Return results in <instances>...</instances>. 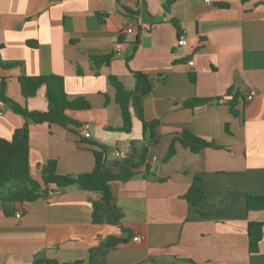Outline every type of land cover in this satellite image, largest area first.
I'll return each mask as SVG.
<instances>
[{"label":"crops","instance_id":"0c3cea01","mask_svg":"<svg viewBox=\"0 0 264 264\" xmlns=\"http://www.w3.org/2000/svg\"><path fill=\"white\" fill-rule=\"evenodd\" d=\"M181 31L186 42L178 46ZM106 55L107 63L91 60ZM136 71L153 82L141 102L144 118L158 121L154 144L132 109L131 130H120L109 76L132 90ZM44 74L61 76L67 97L89 104L67 114L80 127L88 124L90 135L33 123L0 101V138L28 123L34 179L48 160L61 175L90 172L99 147L110 165L121 159L117 152L127 157L146 146L147 163L129 180L109 183L120 224L93 223L97 191L49 185L47 196L3 202L12 184L4 185L0 264H88L90 247L110 236L125 241L107 251L105 264H264V208L246 209L247 194L264 195V0H0L6 95L29 111H45L44 86L24 98L17 80ZM235 91L233 115L227 102ZM190 98L210 100L185 107ZM183 129L222 147L191 152L175 142L164 161ZM196 177L205 198L192 205L184 196ZM249 222L263 223L255 253L248 249Z\"/></svg>","mask_w":264,"mask_h":264},{"label":"trees","instance_id":"16d2710c","mask_svg":"<svg viewBox=\"0 0 264 264\" xmlns=\"http://www.w3.org/2000/svg\"><path fill=\"white\" fill-rule=\"evenodd\" d=\"M137 43V41H136ZM111 59L110 55L102 57H91L96 65L107 63ZM135 86L132 90H127L113 75L109 76L111 85L115 88V100L119 105L122 127L121 131L131 130V111L141 121L143 132H149L150 143L158 141L156 134L157 120L147 121L143 116L142 98L153 88L152 78L145 73L133 72ZM21 93L24 98L32 97L41 86L45 88L47 99V109L45 111H29L21 104L9 98L5 93L6 79L0 78V101L5 103L15 113L25 116L33 123H56L65 128L76 129L80 123L71 118L68 110L88 109L89 104L83 99H69L64 89L63 78L56 74H44L38 76L20 75L17 77ZM227 102L231 114L236 115L235 105L237 91L230 93ZM210 98H190L183 102L185 107L193 108L208 102ZM227 129V126H226ZM175 142L182 147L188 148L191 152H198L203 148H221L222 146L213 140L201 138L189 130L183 129L176 134L169 144L164 161H167L175 153ZM29 127L25 122L21 127L14 130L10 139L0 138V188L7 183L12 186L4 196L3 202L30 201L39 196H47L50 192L48 186L53 185L59 189L76 186L85 191H97L100 198L92 203L93 223L120 224L123 212L117 207L115 198L112 195L109 183L112 181L125 182L133 177L136 170L147 163V147L143 146L136 155L131 154L123 159L115 160L110 165L106 163V155L103 147L92 150L94 166L90 172L81 173L77 176L61 175L57 173L56 161L48 160L41 171V179H34L29 172ZM194 179L184 198L192 205H197L205 198L203 190L197 185ZM264 208V195L247 194L246 209L260 210ZM261 222H249L247 227L249 252L258 251V244L262 237ZM125 239L110 236L96 245L90 247L88 264H105L106 254L110 248ZM33 264H79L59 263L54 259H35Z\"/></svg>","mask_w":264,"mask_h":264},{"label":"built area","instance_id":"2783aa9c","mask_svg":"<svg viewBox=\"0 0 264 264\" xmlns=\"http://www.w3.org/2000/svg\"><path fill=\"white\" fill-rule=\"evenodd\" d=\"M204 2H210V0H204ZM127 32H131V28H128L127 29ZM185 42H186L185 32L184 31H181V32H179L178 37H177V45L178 46H183L185 44ZM188 64L189 65H192L193 64V61L192 60H189L188 61ZM247 97L249 98V96H247ZM80 134L84 138H88L89 137L90 134H89V125L88 124H83L80 127ZM116 155L119 158H121V159L125 158V156L123 154L119 153V152H117ZM17 216H19V214ZM135 239L137 241H140L141 240L139 236L135 237Z\"/></svg>","mask_w":264,"mask_h":264},{"label":"rangeland","instance_id":"374dc122","mask_svg":"<svg viewBox=\"0 0 264 264\" xmlns=\"http://www.w3.org/2000/svg\"><path fill=\"white\" fill-rule=\"evenodd\" d=\"M10 184H11V183H7L6 186L10 187Z\"/></svg>","mask_w":264,"mask_h":264}]
</instances>
